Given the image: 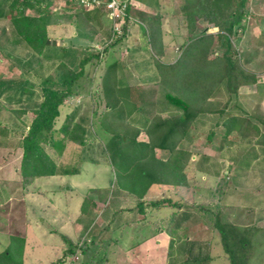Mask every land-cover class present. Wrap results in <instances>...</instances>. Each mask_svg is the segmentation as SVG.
I'll return each mask as SVG.
<instances>
[{
  "label": "rangeland",
  "instance_id": "obj_1",
  "mask_svg": "<svg viewBox=\"0 0 264 264\" xmlns=\"http://www.w3.org/2000/svg\"><path fill=\"white\" fill-rule=\"evenodd\" d=\"M180 4V0H130V14L137 20L134 19L127 34L115 46L108 47L106 18L90 21L86 11L72 0H42L39 5L47 7L46 11L38 12L37 5L26 10L31 16L47 15L50 43L42 55L14 38L11 19L19 13L6 8L5 15L0 17V251L10 236L18 235L26 239L24 264H50L64 257L67 246L62 234H65L77 242L87 239L91 246L85 252L66 256L63 264H175L198 256L200 251L207 264H230L213 227L216 208H220L224 221L231 218L238 223L253 222L264 227V144L255 143L257 137L252 136L248 141L240 139L233 150H222L221 126L215 124L213 115L198 117L187 137L176 146L177 150L191 154L189 190L185 199H181L184 204L181 209L158 210L147 205L145 213L140 212L142 200L168 197L180 200V196L172 187L159 184L152 185L143 199L126 190L117 191L118 169L88 161L79 166L81 149L73 143H68L59 160L78 165V173L39 177L29 186H24L21 180L20 143L35 115L33 110L43 100L40 87H61L63 78L79 70L82 60L88 59L74 87L75 93L62 106L55 127L59 129L67 114L75 106H81L78 113L86 112L89 116L93 136L106 144L112 136L101 125L105 110L101 88L106 69L119 62L118 75L125 82L158 83L141 24L162 13L166 54L160 60L174 62L181 51L179 46L187 37L185 22L178 15ZM251 11L245 30L237 28L232 38L241 63L260 75L257 84L248 91L239 90L237 95L247 113L254 114L264 111V0H251ZM155 87L152 85L148 90V97L152 93L149 100H155L153 92L158 90ZM227 97L222 91L215 99L221 102ZM145 108L143 113L153 117L154 109ZM21 110L25 112L20 113ZM168 116L167 112L161 113L162 120ZM137 126V139L148 142L150 129L142 124ZM210 130L215 132L211 139ZM45 147L52 151L51 144ZM155 152L162 160L171 155L169 148L156 147ZM100 185L112 193L106 199L93 197L95 205L91 206V213L82 214L84 197L93 186ZM197 206L212 209L205 214ZM185 211H191L192 216L181 221L174 237L185 238L176 242L175 247L193 248L176 253L172 259L169 230ZM158 227L163 230L156 231Z\"/></svg>",
  "mask_w": 264,
  "mask_h": 264
},
{
  "label": "trees",
  "instance_id": "obj_2",
  "mask_svg": "<svg viewBox=\"0 0 264 264\" xmlns=\"http://www.w3.org/2000/svg\"><path fill=\"white\" fill-rule=\"evenodd\" d=\"M180 1L178 15L185 22L187 37L179 46L181 51L174 62L160 60L165 54L162 13L158 12L153 18H148L147 24H141L151 51V60L155 63L158 83L125 82L118 75L119 62L110 64L106 69L101 88L105 100L101 125L112 133L106 144L93 136L89 116L86 112L78 113L81 106H75L67 114L59 129L55 127L62 106L75 93L74 87L82 76L83 66L88 59L82 60L79 70L70 72L63 78L61 87H40L43 100L33 110L35 115L20 143L23 152L20 175L24 186H29L36 178L43 176L78 173V165L84 161L104 163L120 172L116 181L117 188L138 198L143 199L155 184L172 187L180 196V200L169 197L163 200L152 198L146 202L142 200L139 203L140 212L145 213L147 205L158 210L181 209L184 205L182 200L189 190L191 154L177 150L176 146L181 139L187 137L191 125L198 117L216 116L215 124L221 126L222 130V150L229 151L240 139L248 141L252 136L257 137L255 143L264 144V111L247 113L244 104L237 100L242 86L257 84L260 79L259 74L241 63L240 53L232 38L237 33V28L240 27L242 32L245 30L248 17L252 14L251 0ZM40 3L42 0H0V17L5 15L6 8L15 9L19 13V16L11 19L14 38L20 44L32 47L37 55H42L44 48L50 43L47 15L31 16L26 10L37 5L38 8H35L38 12L46 11L47 7L40 6ZM86 13L90 21H101L102 17L109 21L105 35L108 47L115 46L127 34L135 19L126 18L122 34L118 36L120 38H114L112 20L103 8ZM152 85L158 87L154 91L156 93L153 92L155 100H149L152 93L148 97V90ZM222 91L228 97L220 102L215 96ZM148 101L150 103L146 106ZM145 107L154 109L153 117L144 114ZM24 112L25 110L20 111ZM162 112L169 113L166 120H162ZM248 120L252 122L249 124ZM137 124L150 129L148 142L137 139ZM214 134V130H210L209 139ZM68 143L76 144L81 149L77 166L59 160ZM46 144H51V152L45 147ZM156 147L169 148V159H159ZM110 192L111 189L91 188L84 197L80 212L91 213V206L95 205L94 198L106 199ZM195 208L203 210L205 214L212 209H205L203 206ZM213 215L214 230L217 231L230 264H261L264 261V227L253 222L238 223L231 218L224 221L218 207ZM191 216V211H185L175 222V227L169 230L171 239L168 248L172 259L176 258V253L193 248H176L175 243L183 241L185 236L179 235L177 239L174 237L181 227V221ZM171 218L173 216L169 220ZM161 230L163 228L158 227L156 231ZM62 237L67 246L64 257L50 264H63L66 256H72L78 251L85 252V248L91 246V241L87 239L77 242L69 235L62 234ZM25 245V237L10 236L8 244L0 251V264H24ZM201 252L196 257L183 262L177 261L175 264H207Z\"/></svg>",
  "mask_w": 264,
  "mask_h": 264
},
{
  "label": "built area",
  "instance_id": "obj_3",
  "mask_svg": "<svg viewBox=\"0 0 264 264\" xmlns=\"http://www.w3.org/2000/svg\"><path fill=\"white\" fill-rule=\"evenodd\" d=\"M77 6L86 11L103 8L112 20L114 36L122 34L126 18H132L130 14V0H72ZM129 11V12H128Z\"/></svg>",
  "mask_w": 264,
  "mask_h": 264
},
{
  "label": "crops",
  "instance_id": "obj_4",
  "mask_svg": "<svg viewBox=\"0 0 264 264\" xmlns=\"http://www.w3.org/2000/svg\"><path fill=\"white\" fill-rule=\"evenodd\" d=\"M138 2V1H137ZM137 4H140L139 2L137 3ZM260 27V26H259ZM164 35V34H163ZM163 39H164V36H163ZM165 54H166V52H165ZM165 54L163 55V57L165 56ZM253 85H245V86H242L241 88H240V92L242 91V92H245V91H248V89H250L251 87H252ZM87 162V161H86ZM108 167H109V165H108ZM109 169V168H108ZM54 176V175H53ZM103 187H105V186H102V185H100V186H93V188H100V189H103ZM106 189H109V188H106ZM118 189L119 188H117V191H118ZM120 190V189H119ZM116 191V193H118ZM111 193H112V191H111ZM137 237H138V235H137ZM25 247H26V245H25ZM25 254V253H24Z\"/></svg>",
  "mask_w": 264,
  "mask_h": 264
}]
</instances>
